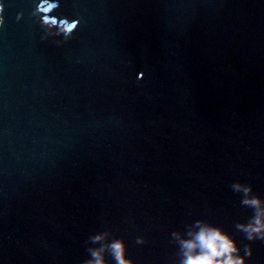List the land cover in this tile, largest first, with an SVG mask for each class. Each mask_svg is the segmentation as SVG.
<instances>
[{"label":"water","instance_id":"95a60500","mask_svg":"<svg viewBox=\"0 0 264 264\" xmlns=\"http://www.w3.org/2000/svg\"><path fill=\"white\" fill-rule=\"evenodd\" d=\"M261 210L264 0H0V264H264Z\"/></svg>","mask_w":264,"mask_h":264},{"label":"clouds","instance_id":"9594fccd","mask_svg":"<svg viewBox=\"0 0 264 264\" xmlns=\"http://www.w3.org/2000/svg\"><path fill=\"white\" fill-rule=\"evenodd\" d=\"M237 187H243L237 185ZM250 191V189H246ZM246 202L253 205H259L260 200L249 199ZM248 229L252 234L264 230V210L254 218V221L249 225H241ZM100 237H97L99 239ZM184 247L187 250L186 259L184 264H243V257L236 256L234 253L237 251L235 242L221 230L204 226L197 233L194 240L184 241ZM113 247L117 249L120 254L121 264H130L129 261L124 259L123 251L124 246L122 242H116ZM199 247L202 249L199 253L194 250ZM97 257L100 252L95 253ZM96 264H100L97 260Z\"/></svg>","mask_w":264,"mask_h":264}]
</instances>
